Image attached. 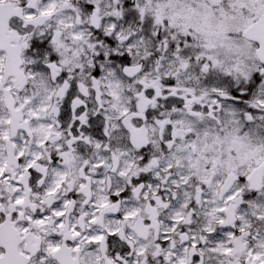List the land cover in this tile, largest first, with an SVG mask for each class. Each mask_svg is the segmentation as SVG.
Returning a JSON list of instances; mask_svg holds the SVG:
<instances>
[{
	"label": "clouds",
	"instance_id": "obj_1",
	"mask_svg": "<svg viewBox=\"0 0 264 264\" xmlns=\"http://www.w3.org/2000/svg\"><path fill=\"white\" fill-rule=\"evenodd\" d=\"M49 2L51 0H31V8L29 0L0 2V10L7 12L10 7L22 8L25 14L31 10L36 20L43 21L35 24L16 17L14 28L17 36L0 33V76L3 77L0 80V122L4 123L0 128V141L5 132L14 137L17 128L23 124L21 113L6 112L7 103L12 98L17 103L28 98L41 107L47 106L41 115L53 126L48 130L50 142L39 148L43 154L40 163L48 169L47 175L38 177L30 187L26 183L21 185L20 194L25 197L26 204H36L42 211L50 212L53 203L61 205L65 198L71 199L74 195V203L64 209L65 228H55L56 218L51 216L47 231L70 232V226L75 224L85 235L103 233L105 240L98 244L80 243L82 252L89 253L87 259L93 264H108L109 260L117 264L112 253L124 247H129V251L119 257L120 264H178L177 251L186 264H193V251L201 249L194 250L189 242L187 251H183L186 241L181 235L182 227L185 235H194L196 242L203 244L205 259L208 247L219 241L227 246L224 228L216 223L219 216H215L208 225L209 218L204 215L203 208L198 206L196 214L190 217L191 209L184 207L189 201L186 193L195 199L207 192V189L200 188L198 182L197 167L202 169V163L197 166L193 159L185 165L187 171L177 168L178 164L184 165L185 153L182 150L188 147L184 134L189 129L199 130L203 139L205 130L215 133L217 128L210 119L199 120L189 115L192 105L183 97L190 96V93L184 89H191L200 96L205 88L210 91L223 77L217 78L212 85H206L207 76L196 71L195 63L189 72H185L175 58L174 50L164 47L165 39L171 42L170 37L179 39L182 33L191 31L193 40L189 55L199 54L197 49L206 43V38L196 29L212 21L211 5L206 0H130L129 7H124L125 0H55L53 15L43 18L40 10ZM89 2L96 6L94 16L83 10V5ZM149 19L152 25L146 28ZM164 20H168V25H164ZM97 25H100V36L94 32ZM156 31L164 33L165 39H157ZM74 33L80 38L76 39ZM103 36L114 39L115 47L106 43ZM33 44L37 46L33 47ZM100 53L104 55L103 60L98 58ZM113 54L121 59L127 54L129 63L125 65L119 59H110ZM50 64L55 66L49 68ZM96 65L102 71L93 79ZM63 72L67 76L62 79ZM168 79L175 83L166 84ZM73 82L75 88L72 87ZM243 83L247 85V81ZM8 85H11V93L4 91ZM145 85L154 89L151 99L146 95ZM240 86L241 80L235 74L231 81L221 83L225 91L236 90ZM172 87L177 91L172 92ZM18 88L23 91L17 93ZM251 99L254 101L255 97ZM203 102L210 104L211 100L205 98ZM221 103L225 108L232 107L224 101ZM32 107L33 103L25 105L23 117L32 122L33 136L43 139V132L36 131L39 122H33L28 115L27 110ZM216 115L224 121L226 134L239 129L241 134L254 139L264 138V121L256 120L249 125L239 116H226L221 109L216 110ZM9 118L12 120L10 125L6 123ZM236 120L240 122L237 124ZM169 136L173 139H167ZM169 144L173 146L169 148ZM11 145V140L2 141L0 151L4 153L3 161L9 165L7 170L18 176L23 168H15V158L9 154ZM57 145H60L59 149ZM32 146V137L20 146L25 162ZM51 153H57L55 163L49 161ZM144 157L148 158L147 163L143 162ZM169 164L172 171L168 169ZM54 168L64 173V186L55 196H47V189L59 179L53 172ZM85 174L89 179L82 181ZM141 175L146 177L142 181L143 187L131 183ZM200 175H203L202 171ZM173 176L177 177L175 182ZM193 176L197 177L196 180L192 179ZM24 178L29 180L27 172H24ZM82 182L83 189L80 188ZM239 187L247 191L245 185ZM126 190L129 195L124 197L122 193ZM15 195L12 185L0 181L3 210L14 206ZM114 195L117 197L115 201L112 200ZM259 197L258 193L254 205ZM153 200L157 201L154 205L150 203ZM102 201L107 202V208L93 206ZM32 211L27 209L28 214ZM239 211L251 222L254 233L259 228L264 234V226L253 219V213L264 212V207L257 209L253 206ZM129 212L136 215L125 219ZM93 214L96 222L88 223ZM178 215H183L185 221L190 219L191 223L177 224L173 230L170 221ZM225 219L227 221L228 218ZM206 226L219 229L216 240L207 244L201 240L202 234L204 240H208L207 234L202 233ZM32 231L43 236L36 226ZM110 232L116 236L111 246L108 245ZM166 238L168 243H162ZM54 243L61 246V252L56 255H64L68 245L63 236ZM76 256L83 264L85 256L81 253H76ZM224 260L227 264L228 258Z\"/></svg>",
	"mask_w": 264,
	"mask_h": 264
},
{
	"label": "snow or ice",
	"instance_id": "obj_2",
	"mask_svg": "<svg viewBox=\"0 0 264 264\" xmlns=\"http://www.w3.org/2000/svg\"><path fill=\"white\" fill-rule=\"evenodd\" d=\"M206 3L211 5L212 21L196 29L206 38V43L197 49L199 54L189 55L193 40L191 31L182 33L179 39L176 36L170 37L171 42L169 39H165L164 33L161 31L155 32L157 39H165V49L174 50L175 58L180 61L185 72H189L192 64L195 63L196 71L207 76L206 85H212L217 78L223 77V80L212 86L210 91L205 88L200 96H197L191 89H184L185 92L190 93V96L183 97L192 105L189 115L199 120L210 119L217 125V128L215 133L205 130L203 139H201L199 130L189 129L184 134L188 144V147L182 150L185 153L184 165L178 164L177 168L187 171L185 165L190 164L193 159H195L197 166L202 163V169L197 167L198 182L200 188L207 189V192L195 199L191 197L190 193H186L189 196V201L184 207L191 209L190 217L196 214L198 206L203 208L204 215L209 218L208 225H211L215 216H219L216 223L224 228V235L227 237L228 243L227 246H224L223 241H219L214 246L208 247V256L205 259L203 244H198L194 235L191 237L185 235V230L182 227L181 235L186 241L183 251H187L189 242L194 250L201 249V251H193V264H225V257L228 258L227 264H264V234L259 231V228L254 233L251 222L239 211L241 208L253 206L257 209L264 207V138L257 137L254 139L247 134H241L239 129L230 130L226 134L223 127L224 121L216 115V110L221 109L226 116H239L240 120H244L249 125L256 120L264 121V0H206ZM129 6L130 0H125L124 7ZM29 7H32L31 0H29ZM65 7H67V3H65ZM55 8V0H51L40 10V16L43 18L52 16ZM94 8L96 6L91 2L83 5V10L92 13L93 16L95 15ZM74 10L79 11V9ZM129 15L135 14L129 13ZM16 17H21L25 21H32L35 24L43 23L42 20L35 19L31 10L25 14L22 8L10 7L7 12L0 10V33L7 32L10 37L17 36L14 28ZM60 22L63 23L62 20ZM163 23L168 25V20H164ZM151 25L152 20L149 19L145 27ZM113 28L115 29L116 26L114 25ZM99 29L100 25L94 29L98 36L101 35ZM116 30L118 31V29ZM74 36L76 39L80 38L75 33ZM103 39L115 47L114 39L108 36H103ZM36 46L33 44V47ZM184 57L187 59L185 60ZM98 58L103 60V53H100ZM110 59H119L125 65L129 63L127 54L122 59L119 55L113 54ZM226 65L229 67L226 68ZM54 66L50 64L48 67ZM101 71V67L96 65L92 72L93 79L100 76ZM233 74L241 80V86L236 90L225 91L221 87V83L231 81ZM65 76L67 73L63 72L61 78L63 79ZM2 79L3 77L0 76V80ZM244 81H247L246 86ZM165 83L173 85L175 81L168 79ZM72 87H76L75 82H73ZM145 87L147 88V85ZM245 87L246 91L244 90ZM170 90L172 92L177 91L174 87ZM4 91L11 93V85H8ZM20 91L23 89L18 88L17 93ZM153 91V88H147L146 95L149 99L153 96ZM252 97H255L254 101L251 99ZM205 98L210 99L211 103L205 104L203 102ZM221 101L232 107L225 108V104ZM29 103H33V107L27 110L28 115L31 116L33 122H39L36 131L43 132V139L33 136L32 122L23 117L25 105ZM46 110L47 106L41 107L28 98H25L22 103H17L16 99L12 98L7 103L6 112L21 113L23 124L17 128L14 137H9L5 132L2 141L11 140L12 145L9 154L15 158V168H23V171L18 176L14 172L8 171L9 165L3 161L4 153L0 151V181H6L12 185L13 191L16 193L14 206L7 211L2 209L4 198L0 196V264H82L76 253L85 256L83 264H93L87 259L89 253L87 251L82 252L80 243L98 244L105 240L103 233L85 235L75 224L70 226V232L49 233L47 231L51 216L56 218L54 221L55 228L61 230L65 228L63 217L66 212L64 209L69 204L74 203V195L71 199L65 198L61 205L53 203L50 212H48L42 211L36 204H26L25 197L20 194L22 184L26 183L30 187L37 182L38 177L48 173V169L40 163L43 154L39 152L40 147H44L50 142L51 133L48 130L53 127L47 118L41 115V112ZM149 116H151V112ZM240 120H236V123L238 124ZM6 123L10 125L12 123L11 118ZM3 126L4 123L0 122V128ZM169 129H171L170 124ZM57 135L59 136V133ZM30 137L33 139V146L29 151V158L25 162L24 151L20 146L26 143ZM167 139L171 140L173 137L169 136ZM2 141H0V147H2ZM172 146L171 144L168 145L169 148ZM59 147L60 145H57V149ZM61 155H66V153ZM56 159L57 153L49 154L50 162L55 163ZM147 161L148 158L144 157L143 162L147 163ZM168 169L172 171L171 164L168 165ZM201 171L203 175H200ZM24 172L28 173V181H25ZM53 172L59 179L55 181L53 187L47 189V196H55L58 190L64 186V173L55 168ZM84 172L87 173V168L84 169ZM196 178V176L192 177L193 180ZM88 179L86 174L82 177V181ZM145 179L146 177L141 175L138 179H133L131 183L140 184L143 187L142 181ZM172 179L175 182L177 177L173 176ZM239 185H245L247 191L240 188ZM185 187H187L186 181ZM80 188H84L83 182L80 184ZM258 193L260 194L259 201L255 202L254 205V198L257 197ZM122 195L127 197L129 192L126 190ZM146 196L147 194H145V198ZM116 199L115 195L112 196V200L115 201ZM150 203L154 205L157 201L153 200ZM93 206L104 209L108 207V204L106 201H102L98 206ZM28 208L33 210L31 214L27 213ZM135 215V212H129L124 218L129 219ZM225 217L228 218L227 221ZM253 219L259 225L264 226V212H254ZM95 222L96 218L93 214L88 223ZM184 223H191V220L185 221L183 215H178L175 220L170 221L173 230L177 224L183 225ZM33 226L38 227L43 232V236L32 231ZM202 233H206L208 236V240H204L203 234L201 236L203 243L207 244L216 240L219 236V229L206 226ZM164 235L167 237V233ZM61 236L68 245L65 254L62 256L56 255L61 252V246L54 243ZM115 238V233L110 232L108 236L109 246ZM162 243L167 244V238ZM128 251L129 247H124L122 250L112 253V256L117 258V264H120L119 257ZM137 254L139 255V253ZM176 258H178V264H186L185 260L180 257L179 251H177ZM108 264H112V261L109 260Z\"/></svg>",
	"mask_w": 264,
	"mask_h": 264
}]
</instances>
